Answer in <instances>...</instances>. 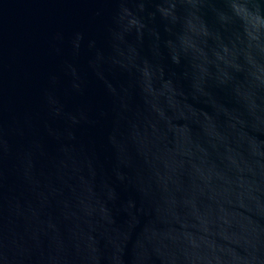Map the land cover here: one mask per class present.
<instances>
[{"label": "water", "instance_id": "water-1", "mask_svg": "<svg viewBox=\"0 0 264 264\" xmlns=\"http://www.w3.org/2000/svg\"><path fill=\"white\" fill-rule=\"evenodd\" d=\"M0 264H264V0H0Z\"/></svg>", "mask_w": 264, "mask_h": 264}]
</instances>
